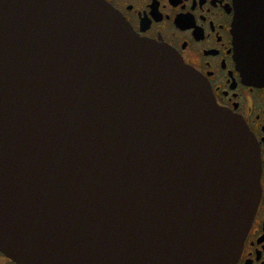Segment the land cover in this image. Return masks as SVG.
Segmentation results:
<instances>
[{
	"label": "water",
	"instance_id": "obj_1",
	"mask_svg": "<svg viewBox=\"0 0 264 264\" xmlns=\"http://www.w3.org/2000/svg\"><path fill=\"white\" fill-rule=\"evenodd\" d=\"M264 85V0H236ZM244 119L108 0H0V250L18 264H234L260 196Z\"/></svg>",
	"mask_w": 264,
	"mask_h": 264
},
{
	"label": "flooded vegetation",
	"instance_id": "obj_2",
	"mask_svg": "<svg viewBox=\"0 0 264 264\" xmlns=\"http://www.w3.org/2000/svg\"><path fill=\"white\" fill-rule=\"evenodd\" d=\"M141 36L168 44L208 81L216 102L240 115L258 148L261 196L234 264H264V85L235 59L236 0H108ZM0 264H18L0 250Z\"/></svg>",
	"mask_w": 264,
	"mask_h": 264
}]
</instances>
